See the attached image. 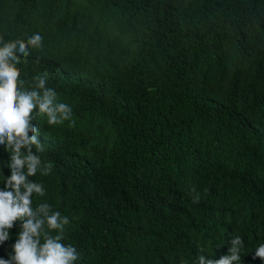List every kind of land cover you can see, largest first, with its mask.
Masks as SVG:
<instances>
[{
  "label": "trees",
  "instance_id": "trees-1",
  "mask_svg": "<svg viewBox=\"0 0 264 264\" xmlns=\"http://www.w3.org/2000/svg\"><path fill=\"white\" fill-rule=\"evenodd\" d=\"M37 33L23 88L46 76L72 119L34 113L53 170L32 207L68 218L75 264H198L233 234L264 264V0H0V46Z\"/></svg>",
  "mask_w": 264,
  "mask_h": 264
},
{
  "label": "clouds",
  "instance_id": "clouds-1",
  "mask_svg": "<svg viewBox=\"0 0 264 264\" xmlns=\"http://www.w3.org/2000/svg\"><path fill=\"white\" fill-rule=\"evenodd\" d=\"M42 40L37 33L26 42L15 40L0 46V145L10 154L11 172L9 178L3 177L5 187L0 190V244L9 240V231L15 223L20 224L9 259H0V264H75L79 255L75 247L62 243L68 218L52 211L48 203L32 207L33 195L43 197L46 192L41 183L30 178L38 172L47 176L53 170L51 162L41 160L44 146L33 122L34 113L46 115L49 125L72 119V108L57 102V93L47 87L46 76L36 77L32 90L23 88L17 53L28 57L30 48L43 46ZM190 193L193 203H199L197 189L192 187ZM53 231L56 235H52ZM229 244L227 255L219 259L199 255L198 264H241L242 238L233 234ZM254 258L264 261V244L256 248Z\"/></svg>",
  "mask_w": 264,
  "mask_h": 264
}]
</instances>
